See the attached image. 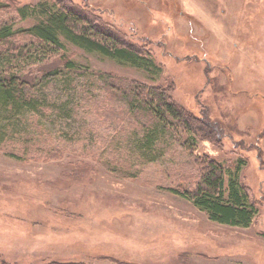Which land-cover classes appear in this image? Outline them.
<instances>
[{
    "label": "rangeland",
    "instance_id": "1",
    "mask_svg": "<svg viewBox=\"0 0 264 264\" xmlns=\"http://www.w3.org/2000/svg\"><path fill=\"white\" fill-rule=\"evenodd\" d=\"M43 1L0 0V27L28 29L34 20L21 21L18 9ZM67 1L160 71L69 42L42 61L18 59L28 93L71 112L43 108L0 143V264H264V0ZM32 41L18 35L1 49L15 55ZM103 75L121 89L103 86ZM133 84L164 88L205 136L194 146L185 132L170 136L161 157L140 163L149 122L126 106ZM205 156L246 161L241 181L258 208L249 228L213 222L172 192L196 189Z\"/></svg>",
    "mask_w": 264,
    "mask_h": 264
},
{
    "label": "trees",
    "instance_id": "2",
    "mask_svg": "<svg viewBox=\"0 0 264 264\" xmlns=\"http://www.w3.org/2000/svg\"><path fill=\"white\" fill-rule=\"evenodd\" d=\"M3 7L0 2V10ZM18 15L21 21L32 19L34 23L24 30H17L12 23L0 27V143L8 140L11 134L13 137L18 136L19 133H15L23 119L41 114L43 108L52 110L57 107L61 113L71 112L67 110V105H50L46 94L41 98L28 93L21 78L23 70L19 64L20 58H24L21 64L42 61L49 56L65 53V43L69 42L86 52L99 54L123 65L152 73L160 71L151 58L123 43L101 23L98 16L70 1L44 0L35 6L18 9ZM18 35L29 36L33 41L15 55L1 49ZM25 50L28 51L27 55H23ZM37 55L42 59L37 58ZM65 66L67 74L76 68L71 61H67ZM60 74L58 70L53 71L49 75L50 81L44 83V86H49ZM111 80L107 75L100 77V83L110 88ZM65 81V90H73L75 93L77 87H71V78ZM112 89L119 91L121 87L113 86ZM123 96L128 110L135 115H146V121L149 122L142 127L143 133L137 140L138 154L135 159L142 164L155 162L161 157L163 150L159 145L170 136L180 140L182 132H185L190 136L189 144L194 146L195 137L202 138L204 135L198 120L175 103L164 88L133 84ZM197 159L201 179L196 189L172 192L191 201L206 212L213 222L249 228L258 215V208L241 181L246 161L238 159L231 166H225L207 156Z\"/></svg>",
    "mask_w": 264,
    "mask_h": 264
}]
</instances>
